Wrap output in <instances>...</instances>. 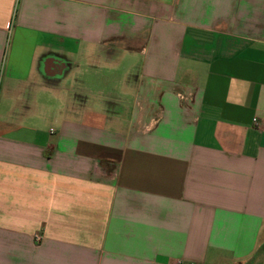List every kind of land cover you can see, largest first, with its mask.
Masks as SVG:
<instances>
[{"label":"crops","instance_id":"crops-1","mask_svg":"<svg viewBox=\"0 0 264 264\" xmlns=\"http://www.w3.org/2000/svg\"><path fill=\"white\" fill-rule=\"evenodd\" d=\"M264 264V0H0V264Z\"/></svg>","mask_w":264,"mask_h":264},{"label":"built area","instance_id":"built-area-1","mask_svg":"<svg viewBox=\"0 0 264 264\" xmlns=\"http://www.w3.org/2000/svg\"><path fill=\"white\" fill-rule=\"evenodd\" d=\"M177 264H181V262H177Z\"/></svg>","mask_w":264,"mask_h":264}]
</instances>
